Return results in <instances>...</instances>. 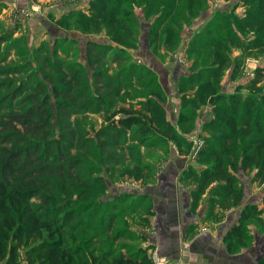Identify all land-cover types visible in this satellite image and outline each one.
Wrapping results in <instances>:
<instances>
[{"label": "rangeland", "instance_id": "rangeland-1", "mask_svg": "<svg viewBox=\"0 0 264 264\" xmlns=\"http://www.w3.org/2000/svg\"><path fill=\"white\" fill-rule=\"evenodd\" d=\"M6 1L0 0V146L15 147L19 151V175L26 172L24 178H34L45 185L30 198V203L35 210L54 219L53 236H58L63 246L75 249L71 264H90L91 258L107 261L130 256L138 250H143L153 264L154 251L142 246L143 240L138 238L143 205L135 200L117 201L118 197L129 195L128 192L113 199L109 195L116 191V182L130 184L128 180L137 175H142V184L150 182L155 171L154 159L161 153L166 155L168 140L174 144L175 141L151 133L141 134L135 125L115 135L107 115L125 98L145 96L151 87L137 85L145 86L151 81L155 86V77H149L150 70L144 64L129 60V52L123 48L130 46L111 49L107 44L92 43L86 40V35L63 28L62 34L56 31L52 42V36L48 39L50 16L60 10L61 13L86 10L89 0ZM256 4L257 0L246 3L243 0H126L113 7V12L119 20L117 24H124V30L134 42L132 49L136 48L138 37L140 45L145 40L142 36H145L147 21L158 23L162 28L172 25L174 47L182 40V34L187 35L191 30V22V26L198 24L199 29L184 44L185 48H194L196 68L211 64V44L229 32L241 42V50L232 48L230 52L231 65L235 64L239 73L236 78H229L228 67L217 84L216 93L258 98L264 95V48L261 51L254 39L260 37L264 41V30L256 31L255 26L246 22L249 18L246 13L256 12ZM184 14H188V22H182L183 28L178 27V20ZM162 41L161 37L159 43ZM155 54L161 60L167 57L157 50ZM108 66L115 69L109 73ZM156 85L163 95L161 87ZM125 88L130 90L123 91ZM188 90L192 92V88ZM204 106H208L210 115V102ZM196 109L186 106L184 111L181 107L177 110L176 121L185 120L177 124L178 128L192 127ZM179 112L183 113L178 117ZM201 131V125L192 134L182 135L177 131L191 142L188 151L192 155L204 143L207 131ZM254 135L240 139L236 151ZM178 146L179 150L187 151L184 144ZM143 158L151 165L140 168ZM252 173L238 176L235 186L241 187L240 202H234L232 196L223 199L217 195L219 181H212L204 189L203 218L212 222L220 221L228 210L238 208L239 212L246 203H254L260 210L257 216L244 222V239L233 241L231 249L251 244L253 230L264 228V180L252 179ZM194 206L191 202L190 208ZM131 210L134 225L126 228L129 224L124 216Z\"/></svg>", "mask_w": 264, "mask_h": 264}, {"label": "trees", "instance_id": "trees-1", "mask_svg": "<svg viewBox=\"0 0 264 264\" xmlns=\"http://www.w3.org/2000/svg\"><path fill=\"white\" fill-rule=\"evenodd\" d=\"M125 1L89 0L86 10L71 9L50 17L54 25L64 30L72 29L83 34L103 31L115 44L133 47L134 42L124 30V24L121 21L122 26L117 24L119 20L113 12V7H118ZM243 1L246 3L252 0ZM256 9V12L246 13L249 17L246 22L250 26H255L256 31H263L264 0H257ZM193 10L197 12V9ZM185 15H182V20H178L180 23L178 27L179 25L182 27V22H188V14L186 19ZM171 26L167 24L162 28L163 26L158 23L149 24L147 40L152 53L155 54L156 50H159L161 37L162 45L167 51L174 47ZM123 30L125 34L122 33ZM179 30L180 28L177 32ZM254 43L263 51L264 41L260 37L254 39ZM211 45L213 46L211 64L204 68L193 66L197 64L194 48H185L193 61L188 72L180 76L177 82L182 110L186 106L195 110L205 102L211 104V114L201 122L202 131H207L204 143L196 151L194 158L202 167L195 170L193 166H187L183 171L185 177L195 182L192 189L193 206L212 181L220 182L217 186V195L220 194L223 199L232 196L234 202H240L241 187L235 186L239 181V174L253 171L252 179L264 180V95L258 98L249 95L241 98L235 94L222 96L216 93L217 84L228 67L229 78L234 79L238 76L237 66L231 65L230 52L232 48L241 50L242 47L241 42L229 32L214 40ZM151 85H153L151 81L148 85H142L146 88L151 87L143 99H138L134 104L119 105L107 115L110 129L117 135L120 130L135 125L141 134L151 133L161 138L172 139L177 145L184 144L188 151L191 142L184 140L174 125L165 118L161 90L157 88L156 83L155 86ZM188 88H192V92H189ZM54 94L58 97L55 91ZM180 113L183 112H179L178 117L181 116ZM116 114L119 116L115 118ZM182 120L178 118L177 122L180 123ZM252 133L255 135L248 139L239 152L236 151L238 141ZM18 157L19 151L15 147L0 146V264H71L75 249L72 246H63L60 238L53 236L54 219L35 210L34 205L30 203V198L42 191L45 185H41L34 178H24L26 172L19 175ZM212 197L216 198V195ZM259 211L254 203L242 206L236 221L222 237L228 250L232 248L233 241L244 239V222L253 215L257 216ZM133 253L130 256L113 257L107 261L91 258L90 264H151L143 250ZM258 264H264V257Z\"/></svg>", "mask_w": 264, "mask_h": 264}, {"label": "crops", "instance_id": "crops-1", "mask_svg": "<svg viewBox=\"0 0 264 264\" xmlns=\"http://www.w3.org/2000/svg\"><path fill=\"white\" fill-rule=\"evenodd\" d=\"M10 2H14V0H10ZM61 12L60 10L54 14L57 16ZM145 23L147 26L144 29L145 32H143L145 36H142V38H145V40L142 45H140V38L138 37L135 49L131 47L123 49L129 52L130 61L144 64L151 72L150 77H155V83L161 87L165 96L161 102L165 118L177 127L176 130L181 131L182 135L192 134L194 129L201 125V122L209 116L208 106L202 107L201 105L198 110L196 109L193 125L192 127L191 125L182 127L185 131L178 128L175 116L180 108L177 82L180 76L188 72L193 61L192 56H188L185 51L184 44L191 39L193 32L199 29L197 28L198 24L191 26V22L189 27L191 30L187 32V35L181 32V34L183 33L182 36H184L181 41H178L176 47H172L167 51L165 46L160 44L158 53L162 54L161 56L163 57L167 56L161 60L160 56L150 50L146 38L149 21ZM56 31L59 34L63 33L62 28L52 22H48V39H51L49 36H52L51 42L56 37ZM80 34L86 35V40L92 43H104L110 46L111 49L115 46L121 48V45L110 41L103 31L97 34ZM179 43H181L180 47L178 46ZM108 69L110 73L115 68L108 66ZM137 87L149 88L143 87L141 84L137 85ZM126 90L130 89H123V91ZM114 96L117 95L114 94ZM138 99H143V96L136 99L125 98L120 105L134 104ZM118 116L119 114L114 115L115 118ZM167 145L166 155L161 153L158 158L154 159L155 171L151 174L152 179L150 182L142 184V175L133 177L135 180H128L127 183L130 184L124 185L123 181L116 182V191L109 195V198L113 199L118 195H122L121 193L123 192H128L129 195L118 197L117 201L122 198V201L135 200L139 201L140 205H143L139 218L142 223L139 224L141 233L138 238L143 240L141 242L142 246L146 247V249L152 248L151 251H154L153 264H258L260 259L264 257V228L262 230H253V241L251 244L247 246L240 245L238 249L228 250L222 237L229 226L232 225L230 221L236 220L238 208L223 213L220 221L212 222L203 218V216L205 217L203 212L206 206L204 200L205 191L198 198L199 201L202 199V202L198 203L197 200L196 205L190 208L193 197L192 189L195 182L191 178L185 177L183 171L187 166H193L197 169L202 167V165L195 161V157L190 151L179 150L180 147L176 143L174 144L168 140ZM140 146L142 147L141 144ZM145 160L147 159L143 158L144 162H142L140 168L151 165L149 161L145 162ZM148 205H150V208H148ZM145 209L148 211L146 212ZM132 211L128 212V216H124L129 224L126 228H133L134 218ZM221 212L223 211L221 210ZM151 251L148 252V255Z\"/></svg>", "mask_w": 264, "mask_h": 264}, {"label": "built area", "instance_id": "built-area-1", "mask_svg": "<svg viewBox=\"0 0 264 264\" xmlns=\"http://www.w3.org/2000/svg\"><path fill=\"white\" fill-rule=\"evenodd\" d=\"M25 14L27 15V11L25 12ZM197 150H198V149H197ZM197 150H195L193 153H196ZM194 155H195V154H193V156H194Z\"/></svg>", "mask_w": 264, "mask_h": 264}]
</instances>
